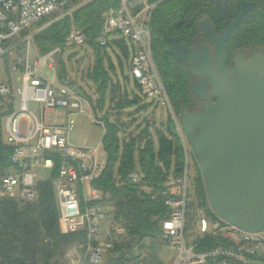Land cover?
Returning <instances> with one entry per match:
<instances>
[{
    "label": "built area",
    "instance_id": "2783aa9c",
    "mask_svg": "<svg viewBox=\"0 0 264 264\" xmlns=\"http://www.w3.org/2000/svg\"><path fill=\"white\" fill-rule=\"evenodd\" d=\"M93 1L0 0V109L6 111L1 122L2 142L11 149L10 167L0 169V198L25 203L35 201L36 184L42 173L46 174L52 181L57 201L60 232H85L84 244L72 245L65 252L70 264H101L112 248L110 238L100 234V223L107 219V213L101 203L102 192L93 185L103 172L106 153L101 144L87 147L69 143L72 116L91 112L90 103L76 86L44 81L37 69L47 63L53 66L55 55L63 49L87 43L88 37L73 23L72 13ZM163 1L118 0L116 7L105 12L96 37L100 46L117 38L124 41L130 52V78L138 84L146 100L159 99L166 106L182 147L180 176L169 175L160 187L152 189L144 184L143 175L134 170L128 175L129 183L144 190L148 188L146 194L157 195L163 200L166 211L160 221V234L172 251L168 264H264V230L245 231L216 215L199 212L194 215V228H187L190 147L151 54V20L155 8ZM58 11L63 12L57 19L71 18L64 45L37 56L35 64L31 63L26 50L18 83L4 77L3 60L16 47L18 41L14 39L34 23ZM30 38V35L25 36L27 44ZM17 70L19 67L11 63L9 71ZM30 102L37 107H28ZM58 110L63 111L64 121H47L45 113ZM111 230L121 233L123 229L114 226ZM208 240L209 244L202 245Z\"/></svg>",
    "mask_w": 264,
    "mask_h": 264
},
{
    "label": "trees",
    "instance_id": "16d2710c",
    "mask_svg": "<svg viewBox=\"0 0 264 264\" xmlns=\"http://www.w3.org/2000/svg\"><path fill=\"white\" fill-rule=\"evenodd\" d=\"M258 1L264 4V0ZM117 5L118 0H95L72 13L73 23L84 30L88 37L87 44L94 52L88 76L96 87L99 103L104 101L110 88L111 65L106 66L109 62L105 59L104 50L108 45H114L124 56L130 53L122 39H113L106 46H100L96 41L105 12ZM175 9L178 8L165 6L153 17L151 26L154 28L156 19L172 14ZM70 23L71 18L64 16L33 35V43L41 55L64 45ZM158 54L157 70L166 92L168 90L172 96L173 111L179 114L181 108L192 110L188 73L168 55L161 51ZM77 89L90 103L91 97L81 88ZM110 92L111 105L117 110L135 106L139 102L136 96L115 101V91L112 89ZM140 109L145 110L146 105L140 106ZM5 114L6 111L0 109V169H7L11 165V149L2 142L1 122ZM102 123L104 132L101 145L106 153V163L93 185L102 192L101 203L110 207L106 213L111 225L123 230L121 233L111 230L109 238L112 248L101 264H161L156 253L165 244L160 234V221L166 211L163 200L157 195L146 194L148 188L144 190L130 184L128 175L134 170L138 171L143 175L144 184L152 189L160 187L169 175H181L183 152L173 122L169 117L166 123L158 126L145 123L135 134H128L126 138L119 136L126 129L123 124L109 121L106 117ZM36 187L38 196L33 202L0 198V264H70L65 257L67 248L85 242L84 230L60 232L51 179L46 174L42 175ZM202 193L205 195L203 186ZM194 215L188 208L189 229L194 228ZM206 244H209V240L202 243Z\"/></svg>",
    "mask_w": 264,
    "mask_h": 264
},
{
    "label": "water",
    "instance_id": "95a60500",
    "mask_svg": "<svg viewBox=\"0 0 264 264\" xmlns=\"http://www.w3.org/2000/svg\"><path fill=\"white\" fill-rule=\"evenodd\" d=\"M239 4L231 22L227 4L215 0L224 15L218 36L207 19L200 25L213 43L214 66L206 49L195 52L162 33L170 43L167 52L178 61L188 57V71L202 77L190 85L192 94L203 101L209 91L214 99L197 111L181 108L178 114L200 166L208 205L216 216L257 232L264 230V54L236 59L234 69L223 64L225 40L248 8L246 0Z\"/></svg>",
    "mask_w": 264,
    "mask_h": 264
},
{
    "label": "rangeland",
    "instance_id": "374dc122",
    "mask_svg": "<svg viewBox=\"0 0 264 264\" xmlns=\"http://www.w3.org/2000/svg\"><path fill=\"white\" fill-rule=\"evenodd\" d=\"M170 2L172 0H169ZM174 1V0H173ZM172 1V2H173ZM183 2V0H179ZM170 4L168 1L160 2L153 12V17L165 6ZM63 11L54 12L51 15L42 18L40 21L34 23L26 31L19 34L14 40L18 41L16 47L11 49L3 60L5 66V76L13 79L14 83H18L17 77L20 75V69L15 72L9 71L11 63H14L17 67L23 65L26 50L29 52V58L32 64L36 63L37 56H40L38 49L33 43V35L40 29L44 28L51 22L55 21L57 17ZM152 17V19H153ZM30 35V41L27 44L24 39L25 36ZM152 41L154 34L151 31ZM152 62L156 70L158 69V51L159 48L153 45L152 42ZM105 59L111 65L110 74V88L106 93L104 101L99 103L98 94L96 92L95 85L89 79V71L92 67L94 60V52L89 44H83L81 46H69L62 50V52L55 55L54 67L47 63L42 66H38L37 72L39 77L47 82L54 83H68L81 88V90L91 97L90 108L85 113H77L72 116L73 123L69 127L68 141L75 146H88L96 147L99 145L104 128L95 123L97 121H103L106 117L109 121H118L119 124H123L126 127V131L119 133L120 138H126L128 134H135L137 129L141 128L145 123L151 122L153 125L158 126L160 123H166L169 118V113L165 105L160 103L159 99L148 101L141 95L139 87L134 83L128 74L129 54L124 56L119 53L118 49L114 45H108L104 50ZM109 68V67H108ZM158 72V70H157ZM159 74V73H158ZM11 76V77H10ZM114 90V99L120 100L125 98H132L136 96L139 100L138 104L129 108L116 109L110 102V90ZM167 96L171 104L172 109V96L167 90ZM146 105L145 110H141L140 106ZM37 105L35 103H29L28 107ZM38 113V112H37ZM92 113V114H91ZM175 113V112H174ZM179 120L178 114L175 113ZM47 121L52 120L51 113H45ZM189 168H188V183H187V200L190 213H213L210 209L206 193H202V186L204 188L200 166L194 156L192 150H189ZM44 175V173H42ZM205 191V189H204ZM106 212L110 209L107 204H104ZM213 215H215L213 213ZM107 219H103L100 223V234L102 237H109L111 235V227H113ZM195 225V222L192 224ZM156 256L161 264H168L172 258V251L168 249L166 244H163L161 249L157 251Z\"/></svg>",
    "mask_w": 264,
    "mask_h": 264
},
{
    "label": "flooded vegetation",
    "instance_id": "af4514ba",
    "mask_svg": "<svg viewBox=\"0 0 264 264\" xmlns=\"http://www.w3.org/2000/svg\"><path fill=\"white\" fill-rule=\"evenodd\" d=\"M173 1V0H172ZM170 2L171 6L178 9L171 14H167L154 22L155 27L151 26V31L154 34L153 45L158 47L161 53L168 55L172 61L180 63L189 78V94L193 104L192 111H197L202 108L203 104L214 99L210 96L209 91H206L203 101H199L196 96L190 91V85L202 79L201 76L193 75L188 71L189 58L176 60L167 50L170 43L165 42L163 33L166 36L175 38L178 44H183L187 48L199 52L201 49H206L210 58L211 64L216 65L213 57V43L209 35L200 29V25L205 19L214 31L215 35H219L221 23L224 21L223 12L215 5V0H183L181 5L179 0ZM221 3H226L228 6L227 12L229 19L233 22L235 11L240 12V0H220ZM248 8L245 16L240 17L225 40V58L223 64L228 69L235 68L236 59H246L255 53L264 54V4L258 0H246ZM181 6V9H180ZM200 61V57L198 56Z\"/></svg>",
    "mask_w": 264,
    "mask_h": 264
},
{
    "label": "crops",
    "instance_id": "0c3cea01",
    "mask_svg": "<svg viewBox=\"0 0 264 264\" xmlns=\"http://www.w3.org/2000/svg\"><path fill=\"white\" fill-rule=\"evenodd\" d=\"M9 67V66H8ZM16 73V72H15ZM11 77V76H10ZM13 80V79H12ZM48 113H51L52 115V120L51 121H58V122H63L64 121V113L62 110L58 111H49ZM92 114V113H91ZM101 144V141L100 143ZM88 147V146H87Z\"/></svg>",
    "mask_w": 264,
    "mask_h": 264
}]
</instances>
